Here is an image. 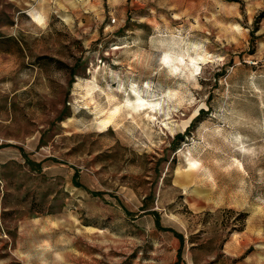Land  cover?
Here are the masks:
<instances>
[{
    "label": "rangeland",
    "instance_id": "374dc122",
    "mask_svg": "<svg viewBox=\"0 0 264 264\" xmlns=\"http://www.w3.org/2000/svg\"><path fill=\"white\" fill-rule=\"evenodd\" d=\"M0 264H264V0H0Z\"/></svg>",
    "mask_w": 264,
    "mask_h": 264
}]
</instances>
